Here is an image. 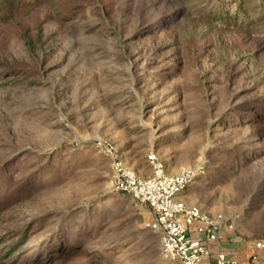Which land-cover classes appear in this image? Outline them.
<instances>
[{"label": "rangeland", "instance_id": "1", "mask_svg": "<svg viewBox=\"0 0 264 264\" xmlns=\"http://www.w3.org/2000/svg\"><path fill=\"white\" fill-rule=\"evenodd\" d=\"M7 14L0 264H180L113 185V157L149 178L152 153L193 172L185 204L233 225V258L264 264V0H0Z\"/></svg>", "mask_w": 264, "mask_h": 264}, {"label": "built area", "instance_id": "2", "mask_svg": "<svg viewBox=\"0 0 264 264\" xmlns=\"http://www.w3.org/2000/svg\"><path fill=\"white\" fill-rule=\"evenodd\" d=\"M100 147V146H97ZM152 170L149 178L140 177L124 161L113 157V185L118 192L149 205L154 219L149 227L161 237L162 254L171 262L205 264L210 256L208 243L221 239V232L233 225L225 219L212 218L197 206L179 200L194 180V174H170L156 153L148 157ZM263 248V244H258ZM213 264H239L227 253H219Z\"/></svg>", "mask_w": 264, "mask_h": 264}, {"label": "crops", "instance_id": "3", "mask_svg": "<svg viewBox=\"0 0 264 264\" xmlns=\"http://www.w3.org/2000/svg\"><path fill=\"white\" fill-rule=\"evenodd\" d=\"M179 200L186 203L191 204L189 201V192L180 196ZM208 249L210 251V256L208 260H206L205 264H213L215 261V258L219 253H227L231 257H235L231 252L227 251L226 245L223 242H216V243H208ZM239 264H242V262L238 259Z\"/></svg>", "mask_w": 264, "mask_h": 264}, {"label": "trees", "instance_id": "4", "mask_svg": "<svg viewBox=\"0 0 264 264\" xmlns=\"http://www.w3.org/2000/svg\"><path fill=\"white\" fill-rule=\"evenodd\" d=\"M8 16H9L8 14L7 15H2L0 17V22H7ZM7 201H9L8 198H4V201H2V202H4V204H5V202H7ZM2 202H0V206L4 205V204H2Z\"/></svg>", "mask_w": 264, "mask_h": 264}]
</instances>
